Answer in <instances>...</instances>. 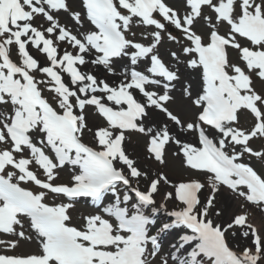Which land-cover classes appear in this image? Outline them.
<instances>
[{"label": "snow or ice", "instance_id": "snow-or-ice-1", "mask_svg": "<svg viewBox=\"0 0 264 264\" xmlns=\"http://www.w3.org/2000/svg\"><path fill=\"white\" fill-rule=\"evenodd\" d=\"M186 5L190 11L181 17L165 0H81L82 11H72L67 0H0V104L12 106L11 116L0 128V144L7 145L0 148V233L16 237L0 240V246L15 249L19 239H32L23 230L25 218L39 245L36 252L26 255L0 253V264H148V243L153 246V255L159 244L157 236H148V225L154 220L141 211V206L155 204L154 194L161 182L168 183V178L159 174L151 179L147 191L131 187V178H147L148 174L138 169L126 153L127 131L147 135V151L160 163H165L166 145L174 141L180 146L186 166L206 176V184L192 179L174 185V192L166 194L181 206L169 213L174 220L163 225L162 230L186 228L191 234L182 236V243L196 242L190 253L192 260L182 264H264V229L255 225L244 204H240L244 211L233 213L226 225L210 218L216 196L222 190L230 191L237 200L242 198L264 213V175L249 164L238 162L245 153L264 159V151H254L250 146L252 138L264 137V95L254 89L249 74L255 73L264 80V0H186ZM204 7L215 13L217 22L230 27L227 34H220L213 25L205 42L193 30L196 18L203 16ZM60 10L69 13L78 25L86 16L95 30L78 38L53 14ZM157 16L181 30L188 42V46L182 45L187 67L202 71V94L192 101L200 112L196 122L186 125V130L198 132V145L182 143L170 134L167 125L154 130L144 123L149 116L148 108L155 107L176 125L184 126L166 106L172 99L167 90L179 75L157 52L162 32L167 31L166 24ZM37 17L44 18L49 26L43 30L34 26ZM133 24L155 26L150 44L128 38ZM168 38L180 43L176 36L169 34ZM240 38L250 42L251 47L242 45ZM55 41L67 42L75 53L65 50L60 55ZM12 45L17 47L20 64L10 58ZM29 45L46 54L50 65L41 67L30 54ZM229 47L238 52L247 72L230 63ZM86 55L94 56L91 63L102 65L109 73L114 72L112 65L117 58L129 57L133 66L149 59L146 71L150 75L133 68L130 76L126 73L118 85L110 86L79 70L77 65L87 63ZM171 56L180 60L176 52ZM33 71L50 79L37 81L31 74ZM61 72L69 74L78 89L67 86ZM155 77L165 81L163 94L147 90V85L161 84ZM41 83L51 85L61 111L42 95L38 87ZM190 87L184 89L189 98ZM134 89L143 95L144 103L136 99ZM97 92L104 95H96ZM86 106H94L106 121V126L94 132L98 147L82 142L87 127ZM74 109H79V114ZM245 110L255 120L250 130L234 126L239 113ZM205 126L220 134L218 141L209 138ZM35 136L42 137L39 143L49 147L54 158L46 154L44 147L37 146ZM226 145L232 146L231 154ZM236 146L241 151H236ZM26 149L30 150L31 158L24 157ZM33 162L43 169L46 180L30 170ZM66 163L79 166V173L72 176L70 185L54 184L57 175L54 170ZM9 166L19 174L6 171ZM20 182H34L41 189L70 200L90 197L97 205L106 194H112L115 203L103 207V212L114 217L116 223L96 214L84 217L82 227L72 226L68 212L71 203L49 205L45 202L46 191L27 190ZM120 184L128 186L138 198L139 204L132 205L131 213L128 207L120 206L121 193L117 191ZM206 187L210 194L201 202L199 193ZM122 198L125 204L130 200L126 193ZM151 211L155 213L158 209L152 207ZM215 215L219 217L222 212L216 209ZM233 227L244 229L242 235L251 238L253 247L240 252L233 250L227 242V233ZM200 256L207 260L198 259Z\"/></svg>", "mask_w": 264, "mask_h": 264}, {"label": "rangeland", "instance_id": "rangeland-1", "mask_svg": "<svg viewBox=\"0 0 264 264\" xmlns=\"http://www.w3.org/2000/svg\"><path fill=\"white\" fill-rule=\"evenodd\" d=\"M68 5L72 9V11H82L81 7L75 2V0H67ZM165 3L172 7L173 9L177 10L179 15L181 17L188 14L190 9L186 5V0H165ZM57 19L59 20V23L63 26H65L69 31L72 32V34H75L78 36V38L82 37V34L90 31L89 23L86 21V19H83V23L81 25H78L75 23V21L71 18V15L67 12H64L63 10H60L59 12L53 13ZM205 17H209L210 19H205ZM157 19H161L162 22L166 24L167 31L162 32V39L160 44L157 46V52L161 59L164 61V63L171 69V70H178L179 79L177 81L172 82V86L167 90L169 95L172 97V99L166 103V106L169 108L170 111L173 112V114L177 115L178 118L181 119L183 122V127L180 125H176L173 121H171L163 112H161L159 109H156L155 107H149L148 112L149 116L145 118L144 123L147 127H153L154 130H159L163 126L167 125L169 128L170 134L172 136H175L178 138L182 143H192L198 145V132L197 131H189L186 130L187 123H194L196 122L197 116L200 112V109L193 104V100L197 97V95L202 94V71L188 68L186 65V57L184 56L182 52V45L188 46V42L184 38L181 30L176 29L174 25H171L167 21H163L162 17L157 16ZM213 25H215L216 30L219 31L220 34H227L230 31V27L226 23H219L215 20V13L210 10L207 7L203 8V16L196 18L193 30L197 32V34L201 35L205 42L208 41L210 31L213 30ZM156 30L155 26H147V25H138L133 24L131 31L127 33V36L129 39H133L137 42L144 43L145 45H148L152 42V36L151 33ZM133 33L135 35H133ZM169 34L176 36L177 40L180 41V43H177L175 41H172L168 38ZM240 42L244 46L251 47L250 42L244 40L243 38H240ZM12 54L15 57V59L21 63L17 47L15 45L11 46ZM58 49V47H57ZM228 56L230 63L237 64L245 69L247 72V69L244 65V63L240 60L239 54L236 50L232 48H228ZM172 52H176L180 56V60L177 61L175 58L171 56ZM58 53L59 49H58ZM44 55V54H43ZM46 58V55H44ZM94 57V56H92ZM47 59V58H46ZM41 67L49 66L50 61H48V64L45 62H39ZM95 65V64H93ZM102 69L104 67L100 65ZM150 66V60L149 59H142L138 62L137 65H131L130 58L129 57H123L119 58L118 60H114L113 62V69L114 71H118L121 73H128L130 76V72L133 68L138 71L147 73L146 69ZM106 70V69H104ZM107 71V70H106ZM38 81H47L50 78L46 76V74L33 71L32 72ZM64 72H61V74ZM82 73H85L82 71ZM251 75V78L253 80V87L257 91V93L264 95V80L259 79L255 73H249ZM150 75V74H149ZM69 80L70 76L68 75ZM156 79H160L162 82L160 85H147V90L155 91L158 94H163L165 89L163 88V78L155 77ZM63 79V78H62ZM64 83L69 86L72 89H78L79 85H70L69 82L63 80ZM42 89L44 90V93L58 106L57 100H56V94L51 89V85L47 83H41ZM190 87L191 91V98H189L184 93V89L188 86ZM79 94V93H78ZM83 98V94H80ZM96 95H100L99 92L96 93ZM135 96V95H134ZM74 99V98H73ZM138 100V98H136ZM142 103L145 102L142 100H138ZM109 104V106H114L111 104V102L105 101ZM80 111L79 109H74V112L77 113ZM153 113H159L163 117H155ZM12 114V106L11 104H0V128H2V122H4L8 117H10ZM84 115L86 117V129L83 131V137L92 145L97 146L95 138H94V132L98 127L106 126V121L104 118H102L97 111L95 110L94 106H86L84 110ZM255 124L254 117L252 114L248 111H241L239 113L238 117V123H236L234 126L239 127L241 129L250 130ZM207 134L209 135L210 139H213L214 142L218 141L220 138V134L212 129V128H206ZM42 139L41 136H35L34 142L37 144L38 147H44V150L46 154H48L50 157L54 158V153L51 151L49 147H46L44 145H41L39 141ZM149 137L145 134L137 133L135 131H127L126 132V138L124 142V147L126 149V153L136 162V166L138 169H140L142 172H146L148 174L147 178H131L132 186L138 187L140 191H147L149 183L151 179L156 178L159 174H163L168 178V183L161 182L159 186V191L155 193V195H161L166 192H174V185H177L181 182H188L192 179H198L202 183H207L206 176L196 172L195 170H191L186 166L184 163V157L182 153L179 151L180 146L177 145L174 141H171L168 145H166V152H165V163H160L154 159V156L150 154L147 151V145H148ZM250 146L253 148L254 151H264V137H255L252 138L250 141ZM7 147V145L0 144V148ZM226 151L229 152V154L232 153L233 148L231 145H226ZM236 151H241V148L239 146H236ZM25 158H31L30 150H25L23 153ZM17 157L19 158V154H17ZM238 162L247 163L250 166H252L258 173L264 175V159H258L254 156H251L248 153H245L243 156L240 157ZM118 167H121L119 163H117ZM30 170L36 173L38 178L41 180H46V176L43 172V169H41L38 165L33 162L32 165L29 166ZM72 167V169L80 170L79 166L71 165L70 163H66L63 168H57L54 171L56 172V178L53 181V183H61L64 181L72 180V176L78 173H74L69 170V168ZM6 171H12L18 173L17 169H14L13 167L9 166ZM16 182L15 178L13 180ZM21 186L26 188L27 190H31L33 192H39L42 191V189L38 188V186L34 185L33 182H20ZM45 191V190H43ZM119 193H121V205L122 207H128L129 210H132V205L134 204V200L132 199V196L129 195L130 200L125 204L123 202V194H128L126 190L124 189H117ZM210 191L206 187L203 189L200 193V199L201 202L206 201L207 197L209 196ZM233 197L232 193L230 191H221L216 196L215 201V207L212 209L213 215L210 217L212 218L216 223L224 224L231 222L232 214L228 215V207L229 202L225 201L226 198L231 199ZM114 197L112 194H109L106 197L105 205L104 207L108 206L109 204H114L113 202ZM134 201V202H133ZM45 202L49 205H55V204H61V203H70L67 201H64L62 199H58L57 197H54L46 192V198ZM247 203V202H246ZM72 207L69 208L68 212L71 217V225L76 227H82L84 220L83 218L89 215H96L100 214L105 216V218L110 219L113 223H115V218L109 216L108 214L103 212V209L94 208L91 205L84 204V203H71ZM248 204V203H247ZM181 205L179 202L173 198V204H172V210L174 211L176 209H179ZM155 207L160 210V208L155 205ZM151 208H143L141 207V211L146 213H151ZM216 209H219L222 212V215L217 217L215 215ZM148 211V212H147ZM256 211L259 214L264 215V213L261 212L260 209L256 208ZM153 219V218H152ZM155 221V219H154ZM24 224V231L27 236H32L31 240L28 239H19L18 246L15 249L11 248H5L3 246H0V253L9 254V255H26L30 253H34L38 250V240L35 238L33 230L30 228V222L27 218L23 220ZM163 224L162 218H156V226L153 227V230L157 233V237L159 235V227H161ZM244 229L233 227L232 230H230L227 233V242L230 245V247L240 252L245 247H253L252 240L250 237H244L241 233ZM178 232H180L178 230ZM235 233V235H233ZM175 236L177 235V232L173 233ZM190 235L189 233L183 231L182 233L178 234L176 237L179 242L182 243L181 237L184 235ZM174 236V237H175ZM16 237L10 235V234H3L0 233V240H15ZM196 242H190L187 244H183L184 248L182 249L181 259L187 255L191 256L190 253L195 248ZM148 248V254L146 256L148 260V264H179L176 261H174L171 256L172 252L169 251V248L167 246H164L160 249L159 247L155 250V254L153 255V246L150 244V242L147 245ZM177 250V249H176ZM206 257H198V259H201L202 261H205Z\"/></svg>", "mask_w": 264, "mask_h": 264}, {"label": "bare ground", "instance_id": "bare-ground-1", "mask_svg": "<svg viewBox=\"0 0 264 264\" xmlns=\"http://www.w3.org/2000/svg\"><path fill=\"white\" fill-rule=\"evenodd\" d=\"M75 2L79 5V0H75ZM34 26H38L39 28H46L48 27V22H46V20L42 17H37L34 20ZM50 35L52 37H54L56 34H47ZM56 46H60V53L63 55V52L65 50L67 51H71L73 53H75V49H73L67 42L65 41H55ZM30 54L38 60V62H46L45 57L40 54L38 51H36L37 49L35 47H32L31 45H29L28 48ZM85 59L87 61V63H85L84 65H77V67L81 70H84V72H86L87 74H92L94 76L97 77L98 81L99 80H104L107 83L110 84V86H116L118 85L122 80H124L125 78V74L118 72V71H114L113 73H109L108 71L104 70L101 68L100 65H93V63H91V61L94 59V57L92 56H85ZM64 79H68L67 77L63 76ZM135 96H137V98L139 100L144 101V97L143 95L138 91V90H133ZM101 96H103V93H99ZM106 101V100H105ZM79 114V112L77 113ZM153 115L155 117H163L161 114L159 113H153ZM193 143V142H192ZM165 193L163 194H159L157 195V197H154L156 203L161 207V210L163 211H170L171 206L173 204V199H168L166 194L168 192L164 191ZM233 195V194H232ZM225 201L229 202V207H228V215L233 214V213H239L244 211L243 208L240 207V204H244L245 208L247 209L250 217L252 218V221L255 223V225L258 228H262L264 229V216L262 214L257 213V211L252 208L249 207V205L243 201L242 198H240L239 200H237V198L233 195V197L231 199L226 198ZM163 205V207H162ZM242 234V233H241ZM166 236V235H163ZM165 242H169V244H171L172 240L174 239H170V236H166L165 238ZM175 241V239L173 240V242Z\"/></svg>", "mask_w": 264, "mask_h": 264}]
</instances>
